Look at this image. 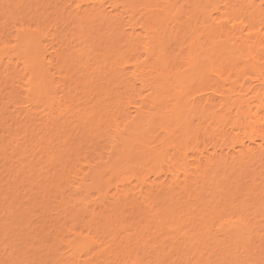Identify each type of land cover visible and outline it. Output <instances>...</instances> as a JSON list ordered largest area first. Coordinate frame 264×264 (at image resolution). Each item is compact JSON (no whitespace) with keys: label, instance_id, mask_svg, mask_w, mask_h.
<instances>
[{"label":"bare ground","instance_id":"6f19581e","mask_svg":"<svg viewBox=\"0 0 264 264\" xmlns=\"http://www.w3.org/2000/svg\"><path fill=\"white\" fill-rule=\"evenodd\" d=\"M71 1L78 14L67 25H75L73 39L80 48L55 50L57 73L50 60V22L43 27L15 23L8 29H14L11 41L0 42V65L17 60L22 66L20 75L8 74L0 83V220L14 222L0 233V250H10L1 252L5 262L0 264L29 260L27 252L18 258L30 238L22 230L28 220L50 216L54 182L65 218L82 212L104 223L87 234L70 227L59 237H31L46 251L31 260L50 264L51 252L52 264H65L66 255L72 264H91L96 256L110 255L94 251L97 233L107 232L112 241V228L130 226L122 214L128 205L124 199L138 190L142 204L147 202L149 171L159 175L167 166L172 185L181 186L179 170L186 176L192 170L185 153L191 135L197 137L196 147L198 139H211L215 153L221 151L205 167L193 168V176L212 183L211 191L225 192L197 207L191 205L195 196L187 194L170 198L162 211L152 206V216L170 238L168 246L149 242L152 264H264L257 256L264 248L252 243L264 235L246 221L264 220V194H254L248 185L255 175L250 167L264 169V0L257 6V0ZM83 6L88 13L81 15ZM16 86L23 99L15 94ZM12 108H25L29 116L39 113L46 123L8 124L2 116ZM3 175L7 183L2 185ZM69 186L72 195L66 198L63 189ZM92 193L100 205L112 200L97 214L91 209ZM144 228L121 238L134 242ZM130 247L106 263L143 264L144 248Z\"/></svg>","mask_w":264,"mask_h":264},{"label":"rangeland","instance_id":"374dc122","mask_svg":"<svg viewBox=\"0 0 264 264\" xmlns=\"http://www.w3.org/2000/svg\"><path fill=\"white\" fill-rule=\"evenodd\" d=\"M72 5H71V4ZM259 4L258 0L255 2V5L257 6ZM19 8H18V7ZM75 3L73 5V2L71 0H0V42L1 41H11V32H13L14 29L10 32L8 29L12 28L15 23L17 24H25V25H41L46 26L47 23L50 22V38L48 41V45L50 47V60H53V72L57 73L59 70L57 68V56L54 54L55 50L60 51L62 49H72V51L79 49L80 47L78 46V41L73 39V33L75 32V25H67L69 19L75 18L76 14H78L77 8H75ZM82 9V11H79L81 15H84L85 12L88 13V10H86L87 6ZM104 8L107 9V11H110V8L108 6H105ZM264 8V5L262 6ZM13 12V16H11V13ZM11 17H14L13 19H9ZM62 19H66V24H62ZM6 26V27H5ZM3 27H5L3 29ZM84 44V41H83ZM61 52V51H60ZM54 54V55H52ZM52 56V57H51ZM56 56V57H54ZM94 54L89 55L90 63L93 60ZM56 58V59H55ZM12 65H0V72L2 73L0 77V83L3 81L6 75L12 74L15 75L16 72H18L17 75H20V72H22V66L18 63L17 60H13ZM8 70V72H7ZM18 80L17 77L14 78V81ZM137 88L139 87L138 85L136 86ZM16 88V89H15ZM14 88L15 94L18 96L19 99H23V94L21 93L20 87L16 86ZM10 90V89H9ZM9 90H4V93L8 94ZM13 90V89H12ZM11 91V90H10ZM13 92V91H12ZM119 93H122L123 90L119 89ZM63 94L61 92L58 93V96L61 97ZM253 104H258V103H253ZM21 106L23 107H29L27 104H22ZM18 109V110H17ZM264 115V111L262 112ZM35 114V115H33ZM32 115L29 116L27 114L25 108H12L9 112H5L2 116L3 120L6 121L8 124H13V120H19L20 124H31L35 123L36 125L45 124V118L42 117L39 113H33ZM51 117V116H50ZM52 118V117H51ZM55 119V117H53ZM50 119V122L54 119ZM31 120V121H29ZM61 120V118H59ZM34 124V125H35ZM38 125V126H39ZM16 130L21 128L20 125H16ZM14 128V130H15ZM38 132V131H37ZM39 133V132H38ZM197 137L195 135H191L189 138V141L186 143L187 145V152L185 150V153L187 154L186 161L188 163V169H192L190 171V175L186 176L182 170H179L180 173L178 174L180 177V184L181 186H184L186 183H189L188 188H181V186H176L172 185V179L173 176L169 174L168 167L164 166L163 171L158 175L156 173L148 172L146 174V179L148 180V187L145 189V193L149 196L147 202L145 204H142V198H140V194L137 193L138 190L134 192V194H131L127 196L124 200L128 205L123 209V215L128 218V225L126 229L122 228H112L114 229V239L110 241V239L106 236L107 232H103L100 230L97 233V244L95 245V250L94 251H100V250H105L106 252H111V256L114 253H117L120 251V249H131L130 245L132 248H144L145 253L142 255V261L144 258L143 264H152V261H154V257L152 255L149 256V252L147 249L151 247L152 241H157L160 242L159 247H161L162 243L166 244L167 246L169 245L170 238H168L164 233V230L162 231L164 226L163 224L160 223L155 217L152 215L154 214V210L159 209L163 210L165 209L169 204V199L170 198H175L176 196H181V195H194L195 196V201L191 204L192 206H196L199 203H206L208 202L211 197L214 195H223L225 191L222 189H216L211 191L212 183L210 182H203L193 176V168L199 167V166H206L208 161L212 159H217L221 154V151L218 150L215 153L214 146L215 143L211 139H204L200 138L198 139L199 145L196 147V139ZM176 143H179L176 142ZM53 148V147H52ZM50 146V149H52ZM172 148V147H171ZM184 153V151H183ZM8 154H10L8 152ZM168 154H171V151H168ZM15 161V159L13 160ZM3 163L0 164L2 166ZM15 166V164H13ZM12 166V168H13ZM1 168V167H0ZM250 172H255V175L252 177L250 180V184L248 182V185L251 189V192L254 194H258L260 191L264 194V169H262L259 165L252 166L250 167ZM229 171V169H228ZM231 175H234L235 177H238L239 174L237 172H232ZM185 176L188 177V179H185ZM4 177V178H3ZM2 185L6 182L7 183V178L6 176H2ZM4 180V181H3ZM129 181H135L134 179H130ZM127 182V181H126ZM55 185V182L53 183ZM53 184L50 185V216L46 220H41V219H35V220H28V222L25 225L24 230H22V233H26L27 236L31 237H37V240L42 235H46V233H50V237H59L63 232L64 229L74 227L76 228L77 231L83 232L84 234H87L88 228H93L91 231L94 232V229L100 228L99 225H103V221L99 216H96L93 220L91 219V216L88 214H84L80 212L78 216L75 218L68 216L65 218L64 215L61 213L63 212V209L61 206L58 204L59 198H58V185L53 186ZM24 185H27L26 189L31 188L29 183L25 182ZM203 187V189H202ZM112 189V188H111ZM31 190V189H29ZM64 191V196L66 198H71L72 192L71 188L66 187L63 189ZM62 191V192H63ZM37 192L36 190L32 191ZM114 192H111L113 194ZM211 195V196H210ZM92 199L91 201V209H95V213L97 214L100 210V208L103 205H100L99 200H98V195L95 193H92L89 195ZM109 200V199H108ZM107 200V201H108ZM112 200H110L109 203L104 205L103 207H108V205L111 203ZM153 201H156L153 205L151 204ZM154 206L156 209H151V207ZM1 216V215H0ZM41 218V217H40ZM1 219V217H0ZM151 221V220H156L155 223H150L151 225H147L146 221ZM250 224V228L254 231V233L261 235L263 237L264 235V220L262 218H259V220H246ZM8 225V229H6V224ZM157 222V223H156ZM5 225H4V224ZM10 223V221H8ZM7 223V220H0V233L5 231L4 233L9 230V227L14 226V222L11 221L10 224ZM89 224V227H85ZM162 227H161V226ZM160 226V227H159ZM144 228V233L142 235L140 234V238L136 239V241H132L129 244L125 243V241L121 238L124 236V234L127 232L129 234L134 233V230H139L140 228ZM28 229V230H27ZM151 229V230H150ZM150 230V231H149ZM158 230V232H157ZM161 230V231H160ZM147 231V232H146ZM155 231V233L153 232ZM2 233L1 235L3 236ZM19 233V231H18ZM149 235H147V234ZM154 235H153V234ZM157 233V234H156ZM163 233V234H162ZM20 234V233H19ZM159 234V235H158ZM165 235V236H164ZM1 236V237H2ZM145 236V237H144ZM149 237V241L147 240ZM153 236V237H152ZM159 236V237H158ZM164 236V237H162ZM0 237V238H1ZM18 237V236H17ZM146 240H144L143 238ZM147 237V239H146ZM162 237V238H161ZM27 238V237H23ZM28 241L27 244V250L23 251L19 255L18 258L25 257V253L27 252L29 260H27V263L24 262V264H39V262H34L31 259L33 255L41 256L45 255L46 251L41 252V244H33L32 241ZM167 238V239H165ZM260 238V237H258ZM258 238H256L252 243L255 246H259V250L264 248V240L258 241ZM158 239V240H157ZM152 240V241H151ZM168 242H167V241ZM178 243L182 241L181 237H177L175 239ZM171 240V241H175ZM180 240V241H179ZM164 241V242H163ZM1 242V241H0ZM38 242V241H37ZM140 242V243H139ZM167 242V243H166ZM133 243V244H132ZM142 243V244H141ZM144 243V244H143ZM140 244V245H136ZM133 245H135L133 247ZM143 245V246H142ZM149 245V246H147ZM0 246H4L2 242L0 243ZM124 246V247H123ZM126 246V247H125ZM128 246V247H127ZM141 246V247H140ZM1 247V248H2ZM59 247L61 248V251L66 254L67 248L64 247V245L60 244ZM130 247V248H129ZM0 248V249H1ZM7 250H3L7 252L6 254L10 253V250L8 247H6ZM119 250H118V249ZM147 248V249H146ZM137 249V248H136ZM146 249V250H145ZM116 250V251H115ZM118 250V251H117ZM0 250V259L1 263L5 262L3 257H1L2 253L4 255L5 252ZM9 251V252H8ZM2 252V253H1ZM147 252V253H146ZM151 254V253H150ZM110 255H103V256H96L91 260V264H107L108 262L111 263V256ZM146 255V256H144ZM68 257L67 261L64 262L65 264H72L74 259L72 257H69V255H66ZM105 256V257H104ZM109 258H106L108 257ZM144 256V257H143ZM148 256V257H147ZM257 256L261 259H264V253H257ZM17 257V256H16ZM44 257V256H43ZM101 257V258H100ZM99 258V259H98ZM104 258V259H103ZM106 258V259H105ZM121 259V257L119 256ZM146 258V259H145ZM84 259V258H83ZM98 259V260H97ZM103 263H101V261ZM152 259L151 261H149ZM4 260V261H3ZM148 260V261H147ZM100 261V262H99ZM108 261V262H107ZM96 262V263H95ZM107 262V263H106ZM219 264H223L224 261H219L216 262ZM50 264H52V253L50 252Z\"/></svg>","mask_w":264,"mask_h":264}]
</instances>
